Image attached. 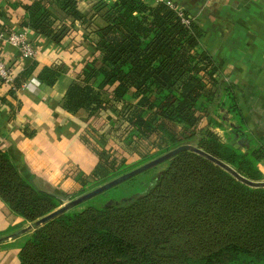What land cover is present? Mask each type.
Segmentation results:
<instances>
[{
    "label": "trees",
    "instance_id": "trees-1",
    "mask_svg": "<svg viewBox=\"0 0 264 264\" xmlns=\"http://www.w3.org/2000/svg\"><path fill=\"white\" fill-rule=\"evenodd\" d=\"M51 7L85 20L77 0H34L24 5L23 24L60 42L68 27L51 19ZM102 16L104 24L95 29L98 54L83 63L67 86L64 107L84 108L89 115L106 110L111 103L102 90L111 84L112 99L122 103L120 120L140 135L164 129L166 119L195 125L193 108L199 98L211 100L212 88L220 84L213 58L196 50L202 33L196 23L165 1L114 0ZM63 65H44L37 77L51 85ZM34 66L33 61L14 83L18 85ZM200 71L206 75L200 76ZM174 85L177 94H165L157 110L149 111L153 100L148 92ZM131 88L135 103L124 101ZM235 107L242 115L237 103ZM195 134H173L172 143L193 142ZM251 154L264 157V146ZM97 155L94 176L108 167L103 152ZM171 157L141 192L115 204L90 207L70 220L54 216L46 220L21 247L20 264H264V230L259 229L264 225V194H257L263 188L242 182L194 151L182 150ZM53 196L26 180L0 149V198L13 210L18 211V202L24 208L46 202L23 213L33 221L59 206L48 199Z\"/></svg>",
    "mask_w": 264,
    "mask_h": 264
},
{
    "label": "crops",
    "instance_id": "crops-1",
    "mask_svg": "<svg viewBox=\"0 0 264 264\" xmlns=\"http://www.w3.org/2000/svg\"><path fill=\"white\" fill-rule=\"evenodd\" d=\"M33 1L0 0V26L26 30L35 48L34 56L24 57L17 47L0 40V59L11 71L9 80H0V149L21 175L38 188L52 191L69 187L76 172H90L98 161L96 151L81 139L88 112L84 108L69 111L63 105L66 88L76 78L74 72L80 70L92 48L82 40L84 30L78 20L74 34L65 35L60 42L24 25V5ZM88 1L83 0L84 6ZM149 1L168 2L196 23L202 32L198 47L213 58L218 71L234 87L236 103L251 134L264 139V0ZM57 60L66 64L63 72L51 85L41 81L37 77L40 69ZM33 61L32 73L15 84L14 77ZM14 219L0 198V229ZM0 264H18L16 251L0 249Z\"/></svg>",
    "mask_w": 264,
    "mask_h": 264
},
{
    "label": "rangeland",
    "instance_id": "rangeland-1",
    "mask_svg": "<svg viewBox=\"0 0 264 264\" xmlns=\"http://www.w3.org/2000/svg\"><path fill=\"white\" fill-rule=\"evenodd\" d=\"M112 1L114 0H90L84 6L83 0H78L79 9L81 11L83 10L82 13L85 14V20L73 19L70 16L64 15L55 7H51V19L63 23L68 27L65 35L74 34L76 30L75 22L77 20L81 22L84 30L82 40L86 46L93 49V52L91 49L90 55L87 58L89 59L98 54L95 29L104 24L103 12L106 10L107 4L112 3ZM149 3L151 2L149 1ZM196 50L201 51L203 49L199 46ZM56 63L65 64L62 60H57ZM64 68L66 66L63 65ZM208 70L209 68H207ZM77 72L75 71L74 73L77 74ZM199 75L205 76L206 71H200ZM215 76L220 80V84L212 88L214 90L212 99L206 100L205 98H199L193 108L194 114L198 117L195 125L191 126L182 122H174L166 119V127L164 129H156L146 136L138 134L133 127H125L124 121L120 120L118 114V109L122 103L112 99L111 89L113 85L109 84L105 86L102 90V96L111 105L106 110H101L92 115L88 114L81 133V139L86 145L96 151L97 154L103 152L105 160L107 159L108 167L101 171L99 176H94L91 174V171L87 173L84 171L76 172L72 185L64 189L56 188L50 191L55 195L48 198L50 202L58 204L59 206L62 205L66 201L95 188L116 175L128 171L176 147L177 144L172 143L173 134H188L191 131L196 132L195 139H193V142L188 143L199 146L207 152L216 155V157L218 156L249 178L264 180V157L255 158L251 154L252 149L261 145L264 146V141L262 142L264 139L257 134H251L252 131L248 129L242 115L236 112L235 106L238 99L232 84L219 71H216ZM204 78V82L207 83L206 87H208L209 79L208 77ZM173 89L162 88L159 91L153 90L152 92H148L150 98L153 100L149 111L157 110V106L163 101L162 98L165 94L176 95L177 87L174 85ZM136 100L137 97L134 96V89L131 88L124 97V101L135 103ZM209 116L211 118L210 120H208ZM200 128L205 129L200 130ZM206 130L211 131L213 135L206 134ZM170 158L172 157L67 208L53 218L70 220L90 207L105 206L111 203L115 204L120 202L125 196H131L141 192L145 184L168 165ZM11 162L13 163L12 160ZM260 187L264 190V186ZM230 188L236 189L233 185H230ZM247 194L252 195L254 193L247 192ZM257 194H264V191H260ZM37 204L44 205L46 202L35 201L25 208L24 205L18 202V206H16L18 211L13 210L6 203L11 212L14 213V220L16 221L5 228H1L0 236L9 234L30 224L32 220L23 213L29 214L38 210L39 206ZM45 223L43 222L35 228L28 229L16 236L8 237L4 241H1L0 249L11 248L14 252L16 251L18 264H20L19 253L21 247L32 238L34 230L40 228ZM103 225L104 222L100 223V226ZM259 229L264 230V225H259Z\"/></svg>",
    "mask_w": 264,
    "mask_h": 264
},
{
    "label": "water",
    "instance_id": "water-1",
    "mask_svg": "<svg viewBox=\"0 0 264 264\" xmlns=\"http://www.w3.org/2000/svg\"><path fill=\"white\" fill-rule=\"evenodd\" d=\"M182 150H191V151H194L196 153H199L203 156H205L206 158H208L209 160L215 162L216 164H218L219 166L223 167L225 170L229 171L232 175H234L237 179L241 180L242 182L250 185V186H264V180H252V179H249L245 176H243L242 174H240L235 168H233L231 165H229L227 162L223 161L222 159L216 157L215 155L207 152L206 150L202 149L201 147L199 146H196L192 143H183V144H180L118 176H115L114 178L106 181V182H103L102 184L96 186L95 188L91 189V190H88L68 201H66L65 203H63L62 205L58 206L57 208L53 209L52 211L46 213L45 215L43 216H40L39 218L33 220L30 224L22 227V228H19L18 230H15L9 234H6L4 236H1L0 237V241L1 240H4V239H7L8 237H13V236H16L28 229H31V228H35L36 226L40 225L41 223L45 222L46 220L52 218L53 216L59 214L60 212L66 210L67 208L97 194V193H100L102 192L103 190L143 171V170H146L147 168H150L166 159H168L169 157L175 155L176 153L182 151Z\"/></svg>",
    "mask_w": 264,
    "mask_h": 264
},
{
    "label": "built area",
    "instance_id": "built-area-1",
    "mask_svg": "<svg viewBox=\"0 0 264 264\" xmlns=\"http://www.w3.org/2000/svg\"><path fill=\"white\" fill-rule=\"evenodd\" d=\"M172 5V4H171ZM0 40L17 47L24 57H32L35 54V48L26 30L8 31L0 26ZM11 78L9 66L0 59V80L6 81Z\"/></svg>",
    "mask_w": 264,
    "mask_h": 264
}]
</instances>
